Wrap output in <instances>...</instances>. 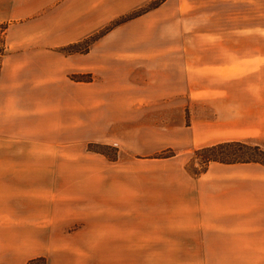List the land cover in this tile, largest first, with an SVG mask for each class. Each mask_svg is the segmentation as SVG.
Masks as SVG:
<instances>
[{
  "label": "crops",
  "instance_id": "obj_1",
  "mask_svg": "<svg viewBox=\"0 0 264 264\" xmlns=\"http://www.w3.org/2000/svg\"><path fill=\"white\" fill-rule=\"evenodd\" d=\"M146 1L0 0V264H97L95 250L100 264H264V165L195 177L182 155L264 151V0H165L127 23L151 22L130 44H108L125 24L85 55L56 51Z\"/></svg>",
  "mask_w": 264,
  "mask_h": 264
},
{
  "label": "rangeland",
  "instance_id": "obj_2",
  "mask_svg": "<svg viewBox=\"0 0 264 264\" xmlns=\"http://www.w3.org/2000/svg\"><path fill=\"white\" fill-rule=\"evenodd\" d=\"M133 1L134 0H127V3H128L127 5L131 4ZM149 1H151V0H149ZM149 1H146V2L142 3L138 7L142 6L145 3H148ZM119 7H120V11H123L126 8V7L125 8H122L121 6H119ZM119 7H117V8H119ZM138 7L133 8V9L127 11L126 13H124V14L118 16V17L113 18L109 23H106L105 25H103L101 27H98L90 35H88V36L84 37L83 39L77 41V42H81V41L84 40L77 47V52L72 53V54H79V55L84 54L85 55L86 53H88V51L91 49V47L97 41H99L101 38H103L104 36H106L108 33H110L111 31H113L114 29L119 28L122 25H125L128 22H131L132 20L131 21H128V22H126L124 24L118 25V26L112 28L109 32L105 33V35H103V36H101L99 38H96L98 36V34L104 28H106L107 26H109L113 21H116L117 19H120L121 17H123L126 14L130 13L131 11L137 9ZM6 27H7V24H5V23H1L0 24V55H3V53H2L3 52V48L1 46L4 45V36H5V29H6ZM150 32H151V22L150 21L149 22L147 21L146 23H141V22L140 23H136L135 22V23H131L130 25L127 24L126 27H125V29L122 30V32H121L122 38L119 37L120 36L119 35L118 37H115V38L111 39L110 41H108V44H110L112 47H119L123 43L130 44L131 43V41H130L131 39H135L139 35L142 36V34H146V33H150ZM126 36H127L128 39L129 38H131V39L130 40H127L126 42L125 41H122L124 38H126ZM77 42H73L71 44H74V43H77ZM68 45H70V44H68ZM68 45H65V46L60 47V48H64V47H66ZM60 48H57L56 51L59 52V53H62V52L59 51ZM62 54H64V53H62ZM65 55H70V54H65ZM70 79L72 81H74V82H77V83H90V82H93L94 80H96V76H93L91 74H89V75L88 74H72V75H70ZM172 107H176L175 109L171 110V118H172V120H174V123H176V124L181 123L180 115L183 113L182 112L183 105L177 104V105L171 106V108ZM207 107L208 106L193 105V106H191L192 109H190V112H191V114L195 115L197 118H199V117H209L210 118V117H212V115L210 113L209 107L208 108ZM191 114H189V111L187 112L185 126H183V128L184 127H187L188 125H190V121H189L188 118L191 117ZM84 150L88 154H90V155L93 154V155H96V156H98L100 158H104L108 162H115L118 159V156H117L118 155L117 154V151L118 150L114 146H109V145L100 144V143H88V144L85 145V149ZM194 151L195 150H193V151H191L189 153H186V154H182L184 156V159L186 160V165H188V163L190 162V160H191V154ZM173 153H174V155L172 157H175L180 152H177V151H174V150L171 149V150L162 151V152L157 153L155 155H149V156H144V157L147 158V159H166V158H170ZM194 161H195L194 163H196L199 160H194ZM190 164L191 163H189V165ZM101 165H102V163H101ZM82 166H85V164L82 165ZM197 168H198L197 165L195 167H193V169H195V170ZM88 172L91 173V176L92 177L93 176L99 177V176H103L104 175V172H103L102 167H98L97 166L95 170H91V171L88 170L85 167V168H81V170H80L81 177L88 176ZM147 251L148 250H145V253ZM161 251H164L165 255L168 254V250H161ZM146 254H148V253H146ZM93 256L96 257L97 264H100L101 261H102L101 260V258H102V250H95V252L93 253ZM40 259H44V258H40ZM36 264H46V260L44 259L43 262L36 263Z\"/></svg>",
  "mask_w": 264,
  "mask_h": 264
},
{
  "label": "trees",
  "instance_id": "obj_3",
  "mask_svg": "<svg viewBox=\"0 0 264 264\" xmlns=\"http://www.w3.org/2000/svg\"><path fill=\"white\" fill-rule=\"evenodd\" d=\"M164 1L165 0H151L148 3L143 4L137 9L121 17L120 19L113 21L109 26L104 28L96 38L105 35V33L109 32L112 28L118 25L134 20L150 11L157 9ZM83 41L70 44L64 48H60L59 51L64 54L75 53L77 52V47ZM173 155L174 153L171 155V157ZM194 160L199 161L194 163ZM248 162H254L264 165V151L259 146H250L241 142L231 141L195 150L191 154V160L189 162L191 164L189 165L188 163V165H186V169L196 177L204 173L210 163L233 164ZM196 165L198 166V168L195 170L193 169V167H195ZM43 260L44 259L34 260L29 262L28 264L40 263L43 262Z\"/></svg>",
  "mask_w": 264,
  "mask_h": 264
},
{
  "label": "built area",
  "instance_id": "obj_4",
  "mask_svg": "<svg viewBox=\"0 0 264 264\" xmlns=\"http://www.w3.org/2000/svg\"><path fill=\"white\" fill-rule=\"evenodd\" d=\"M3 49H4V47L3 46H1Z\"/></svg>",
  "mask_w": 264,
  "mask_h": 264
}]
</instances>
